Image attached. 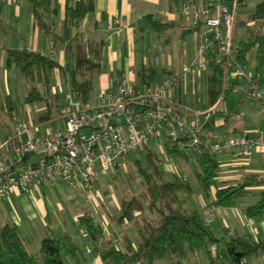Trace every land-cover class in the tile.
Instances as JSON below:
<instances>
[{
  "label": "trees",
  "instance_id": "obj_1",
  "mask_svg": "<svg viewBox=\"0 0 264 264\" xmlns=\"http://www.w3.org/2000/svg\"><path fill=\"white\" fill-rule=\"evenodd\" d=\"M54 1L28 0L35 24L45 38L56 46L72 38L71 30L80 26L87 13L94 11V3L93 0H76L74 3L66 0L59 34L57 26L49 22L50 6ZM250 20L253 27L248 28L247 35L240 40L236 57L246 62L253 52L256 68L261 73L260 86L264 90V31L256 27L258 23L264 24V1L255 5ZM174 26H177L174 21H164L156 15L149 14L145 18L144 28L154 31L163 44L170 41L169 33ZM188 33L190 29H183L181 37ZM5 62L7 67L15 66L27 81L43 86L42 92L32 86L24 98L26 103L46 100L54 69L69 75L71 89L85 102L92 91L91 75L100 71V50L92 48L88 55H77L70 69L60 66L50 56L27 48L5 49ZM156 71L153 66H146L139 74L145 82L151 83ZM221 81V67L209 60L204 71L207 106L216 103L221 92ZM52 100L46 102L45 110L37 114L40 123L54 117V107L59 105L56 96ZM13 110L10 96L2 94L0 90V122L6 119L4 114L10 116ZM218 113L220 111L215 109L212 119ZM155 142L159 150L149 142L146 147L135 150L139 151L140 157L131 160V166L139 178L138 193L121 198L117 212H108L109 219L121 223L125 219H133L136 212L140 213L137 236L122 233L119 244H115L119 233L111 232L108 238L99 216L93 209L86 208L78 217V225L89 238L91 254L99 257L102 264H184V260L196 253H205L210 261L221 260L222 264L261 262L258 258L264 253V236L250 239L230 235L224 226L225 234H219L204 220L202 210L184 196L200 192L211 206L228 208L249 191V187L257 188V200L244 208L247 217L256 218L264 213V173H249L243 181L216 187L215 177L220 168L217 154L206 151L184 153L163 135L159 140L154 139ZM164 157L173 161L177 170L167 171L163 164ZM126 175L128 177L129 174ZM211 186L215 188L213 194L210 192ZM141 208L145 210L144 213ZM174 258L177 261L174 262ZM0 264H88V257L80 242L67 233L60 237L46 235L35 250H29L19 228L5 224L0 227Z\"/></svg>",
  "mask_w": 264,
  "mask_h": 264
},
{
  "label": "built area",
  "instance_id": "obj_2",
  "mask_svg": "<svg viewBox=\"0 0 264 264\" xmlns=\"http://www.w3.org/2000/svg\"><path fill=\"white\" fill-rule=\"evenodd\" d=\"M243 3L192 0L181 5L182 17L195 29L196 47L181 74L166 83L130 84L121 80L114 88L100 89L93 101L83 106L69 100L61 108L64 128L44 137H33L28 124L14 113L9 133L1 134L6 124L0 122V198L13 189L29 192L45 181L60 179L79 183L94 201L99 197V192L93 191L97 166L102 172L114 170L119 158L162 135L184 153L206 151L219 155L227 151L243 163L248 161L254 147L264 148V134L217 140L209 126L216 105L228 89L243 91L250 100L264 105L260 73L237 59L240 46L233 45L236 10ZM209 60L222 69L216 103L206 108H181L172 98V87L205 71ZM249 264H264V260Z\"/></svg>",
  "mask_w": 264,
  "mask_h": 264
},
{
  "label": "crops",
  "instance_id": "obj_3",
  "mask_svg": "<svg viewBox=\"0 0 264 264\" xmlns=\"http://www.w3.org/2000/svg\"><path fill=\"white\" fill-rule=\"evenodd\" d=\"M71 1L74 3L76 0ZM189 1L192 0H93L94 11L87 13L80 26L71 30L70 37L72 38L53 46V43L45 38L35 24L28 0H0V57L3 66L7 67L5 49L27 48L50 56L60 66L70 69L77 55H88L92 48H97L100 50V71L95 75L102 76L105 68H108L109 71L108 86L100 89L114 88L121 80L137 84L144 81L139 74L140 70L143 67L152 66L145 65L144 56L142 59L137 55L144 52V35L146 32H151L144 28L145 18L149 14L156 15L164 21H174L177 26L185 25L181 31L190 29V33L187 35L194 34L193 52L188 60H184L183 64L189 62L194 56L195 29L192 23L181 15V5ZM65 6L66 0H55L50 6L49 22L57 26L59 34L65 16ZM99 31H109L107 38L97 37ZM186 36L181 37L180 33L181 39H185ZM248 60L245 62L246 66L259 72L255 60L254 66L249 65ZM168 71L170 72V70ZM53 72L61 73L58 69H54ZM134 73H137V77L133 76ZM189 77L191 78L192 93L196 99V105L192 108L208 107L205 93L202 105L198 106L197 104L198 88L203 85L205 89L204 71ZM187 78L184 86L187 85ZM178 86L181 84L178 83ZM77 98V101L73 102L78 106L90 103L94 99L93 97L90 100L88 97L83 102L78 95ZM65 104L54 107V117L62 114L61 108ZM235 109L237 110L235 111ZM216 110H219L220 113L215 115L209 124L215 139L225 140L230 136L237 135L256 138L264 134V105L259 101L250 100L243 91L227 90L216 105ZM2 123L6 124L2 125L4 127L1 131V134L5 135L11 131L10 121L5 119V122ZM52 132L54 131L47 129L45 136ZM218 158L220 168L215 177L214 186L216 187L243 181L249 173H264V148L262 147H254L250 159L245 163L240 161L233 152H223L218 155ZM96 181L98 183L101 179L96 177ZM214 186L210 188L211 194L214 193ZM248 189L249 191L237 198L247 197L248 199L243 201L245 204H234L228 208L213 207L200 194L198 204L195 201H191V203L202 210L204 220L208 223L224 221V227L228 234L257 239L264 236V213L256 218H249L245 215L244 208L258 198L255 192L257 188L249 187ZM86 193L79 183H70L60 179L54 182L45 181L29 192L13 189L7 196L0 198V227L5 224L16 225L26 239L27 248L32 251L38 247L39 241L44 236L60 237L67 233L80 242L86 251L88 264H102L99 257L91 254L88 245L89 238L78 225V217L84 213V210L94 208L86 201ZM190 200L192 199L190 198ZM102 202V206H105L106 201L103 199ZM111 232L119 233L115 228H111L108 231V238ZM117 239L119 236L114 240V243L118 245L119 243L115 242ZM262 260H264V253L258 258V261Z\"/></svg>",
  "mask_w": 264,
  "mask_h": 264
},
{
  "label": "rangeland",
  "instance_id": "obj_4",
  "mask_svg": "<svg viewBox=\"0 0 264 264\" xmlns=\"http://www.w3.org/2000/svg\"><path fill=\"white\" fill-rule=\"evenodd\" d=\"M260 1L264 0H244V3L237 8L235 25L233 28V45L239 44L240 40L247 35L248 28L253 27V21L250 20V14L254 12L255 5ZM227 5L231 7V2L227 3ZM183 27H185V25L176 26L170 30V41L167 44L159 42L155 32L153 31L146 32V34L144 35V52L137 55L138 58L142 57V59L144 56L145 65H152L154 68H156L157 71L154 80L156 83H166L167 81L172 79L174 75L181 74L182 64L184 60H188L191 53L193 52L194 34L187 35L185 39H181L180 33ZM256 27L259 31H264V24L258 23ZM108 33L109 31H99L96 36L105 39L107 38ZM137 48L139 47L137 46ZM137 52L139 51L137 50ZM0 59L1 93L8 94L10 96L14 105V114L21 120L27 122L28 126L31 129L32 136L44 137L47 129L55 131L64 128L65 117H63L62 114L57 115L48 122L40 123L37 120V113L45 110L46 102H52V98L54 96H56L58 105H63L69 100L77 101V95L71 89V85L69 83V75L64 76V74L53 72L52 78L50 80L51 87L49 93L46 94V100L26 103L24 98L28 90L33 86L42 92L43 86L37 82L32 83L27 81L15 66H11L8 68L3 66L2 58L0 57ZM253 63V53H250L248 64L254 66ZM168 70H170V72ZM136 75L137 73L133 74V76ZM108 78V68H105L103 70L102 76L95 74L91 75L92 91L89 95L90 100H92L98 89L108 86ZM190 80L191 78L188 77L186 86H184V83L182 82L180 83L181 86H178V84H176L171 89L172 97L174 98L176 103L183 109L192 108L196 105V99L194 97V93H192ZM179 87L181 89L180 92ZM203 98L204 87L203 85H201L200 88H198V106L202 105ZM235 108H237L236 105ZM236 110L237 109H235V111ZM4 117L7 121L12 122L11 115L7 116L6 114H4ZM3 121L5 122V120ZM150 143L159 150V148L156 146V142L154 143V139L150 140ZM133 157H140L139 151L132 152L126 157L119 158V166L109 172H102L97 166L96 177L100 178L101 181L98 183L97 181H94L93 191L99 192V197L92 201V194L89 193L88 195V192L86 193V201L90 203L92 207H94L92 209L96 216H99L100 221L105 226L106 233L108 232V230H111V228H115L119 232V238L122 233H127L131 237L137 236V230L139 228L138 221H140L141 218V214L138 212H136L133 219H125L123 223L113 221L111 220V218H108V212H117L121 198L136 194L139 191V178L135 173V169L131 166V160L133 159ZM164 158L165 159L163 164L167 171L173 172L174 170H177V165L173 163V161L166 160L167 157ZM184 171L187 172L186 169H184ZM126 173L129 174L128 177ZM199 194L200 192L190 193L185 194L184 197L186 200L191 198V201H195V203L198 204ZM180 195H183V193H180ZM103 199L106 201L105 206H102ZM246 199L248 198L241 197L235 201V204H245L243 201H245ZM204 201L206 200L204 199ZM251 202L253 203L254 201ZM246 203L249 204L248 202ZM141 209L142 213H144L145 210L143 208ZM211 225L214 229L219 231V234H225L224 230L222 229V227L225 226L224 221H216ZM115 242L119 243L120 239H117ZM173 261H177V258H174ZM161 264H167V262ZM184 264H222V262L221 260L212 262L205 253H196L195 255L190 256L188 260H184Z\"/></svg>",
  "mask_w": 264,
  "mask_h": 264
}]
</instances>
